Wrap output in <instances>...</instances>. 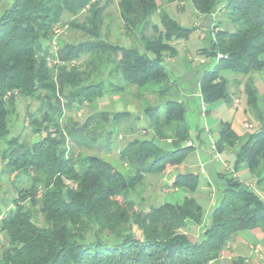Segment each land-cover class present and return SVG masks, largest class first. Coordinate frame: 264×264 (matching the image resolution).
<instances>
[{
  "label": "trees",
  "instance_id": "trees-1",
  "mask_svg": "<svg viewBox=\"0 0 264 264\" xmlns=\"http://www.w3.org/2000/svg\"><path fill=\"white\" fill-rule=\"evenodd\" d=\"M97 1L13 0L0 12V162L10 181L19 184L13 185L12 207L0 217V264H219L235 234L256 228L264 233V198L255 190L264 182V114L252 79L243 90L256 115L255 133L242 139L220 123L215 143L218 151L239 143L234 172L244 166L256 187L226 179L209 223L193 242L190 229L202 220L191 197L197 175L171 177L168 189L183 190L181 202L143 208L132 197L144 174L172 171L192 148L183 144L190 137L186 109L169 98L174 82L163 61L176 55L174 42L186 40L193 29L170 18L160 0H116L125 35L139 45L110 44L99 37L103 7ZM190 1L200 14L222 8L233 27L214 25L209 48L198 50L216 59L198 80L202 103L229 102V81L222 73L248 76L264 67V0ZM83 12L82 24L69 19L64 28L92 40L56 49L60 35L54 29ZM156 13L159 24L151 22ZM82 55L89 56L87 64L74 65ZM102 67H110L108 73L118 79L115 88L104 91L102 82L91 81L92 72ZM130 87H151L160 102L143 107L153 139L133 140L120 150L126 169L121 172L88 152H111L113 131L107 127L130 113L97 110L79 122L76 112ZM19 99L40 103V121L28 116L29 140L9 130Z\"/></svg>",
  "mask_w": 264,
  "mask_h": 264
},
{
  "label": "rangeland",
  "instance_id": "rangeland-1",
  "mask_svg": "<svg viewBox=\"0 0 264 264\" xmlns=\"http://www.w3.org/2000/svg\"><path fill=\"white\" fill-rule=\"evenodd\" d=\"M158 4L181 27L193 29L186 40L174 42L176 55L172 58L164 57L163 61L170 80L174 82L169 92V98L182 101L186 109V123L190 128V137L183 144L192 148L184 157L181 164L172 171L144 174L143 185H139L134 189L132 197L143 208L151 205L159 206L164 202H181L185 195L183 190L176 189L171 191L168 189L171 177L177 174L197 175L198 185L196 190L191 194V197L195 199L202 209V220L200 226L193 225L190 229L189 239L194 242L198 240L199 231L209 223L211 211L219 201L226 179L233 176L238 180L248 183L251 188L256 187H254L255 183L252 181L254 179L244 166H241L234 172L239 143L232 147L222 145L221 150L218 151L215 142L218 137L220 123L229 124L232 131L242 139L255 133L257 127L256 115L254 110H250L247 104V96L243 90V86L248 78L252 79V84L258 94L257 106L262 111L261 113L264 114V67L261 71L251 73L248 76H235L229 72L222 73L229 81L228 94L230 101L203 104L198 94V80L205 70L210 69L215 64L216 59L207 58L205 55L199 54L198 50L209 48L210 41L213 38L212 31H215L214 25L230 31L233 30V27L226 23L222 8L213 11L211 15H207L198 13L190 0H176L173 2L160 0ZM8 5L9 2L6 4L0 0V10H3ZM97 6L103 7L101 23L98 28L99 37L103 41L123 47L139 45L137 38L125 35L118 16L116 0H110L108 3L107 0H99L97 1ZM84 15L85 12L73 18H65V24L58 27L60 36L58 38L59 42L56 43V49L62 48L65 45H77L81 42L92 40L91 36L80 30H68L64 28L69 25V19V21L82 24ZM151 22L159 24L158 13L151 17ZM138 31L139 29L135 32L138 33ZM88 58L89 56L82 55L74 65L78 63L85 65L88 62ZM262 59L264 61V54ZM109 69L110 67H102L99 71L92 72V77L90 78L93 83L102 82L104 91L115 88L118 84V79L108 73ZM237 80L239 84L235 83ZM150 90L151 87L142 88L141 90L130 87L126 91L120 92V94L114 92L106 94L103 98L92 103L91 106H84L76 112V118L79 122L83 120L84 115L91 114L97 110L112 112L128 111L130 113L129 116L124 117L117 125L110 124L107 127V130L113 131L111 152L103 154L102 151L92 150L88 152L89 154L101 156L121 172L126 171L118 159L120 150L133 140L153 139V133L147 129L148 124H146L142 110L144 106L159 104L160 100ZM235 99L238 100L236 106L233 103ZM66 102L64 98L61 100L62 105ZM202 105H204V111ZM39 107L40 103L35 99H19L16 110L14 109L9 116L11 135H21L24 139L29 140L32 131L28 116L32 114V118L40 121ZM206 110L208 113H205ZM72 113L65 111L66 116L72 115ZM245 124L251 126V129L247 130ZM31 139L35 140L36 137L33 136ZM99 142L103 143L104 141L103 139H99ZM155 142L158 143L156 139ZM212 143L215 144V150L211 148ZM3 169V164L0 162V195L4 196L6 200L3 202V209H6L8 206V208L12 207L11 201L14 198L13 185L19 186V184L11 182ZM263 187L264 182L261 188L256 187L255 190L264 198ZM7 201L10 203H7ZM134 233L136 236L139 235L135 227ZM263 234L259 228L235 234L230 248L226 250L219 264H234L237 260L238 264H242V259L239 257L248 258L252 264H264V261L261 260V256H264ZM258 244L260 246V256L251 249L253 245ZM0 249H2L1 241Z\"/></svg>",
  "mask_w": 264,
  "mask_h": 264
},
{
  "label": "crops",
  "instance_id": "crops-1",
  "mask_svg": "<svg viewBox=\"0 0 264 264\" xmlns=\"http://www.w3.org/2000/svg\"><path fill=\"white\" fill-rule=\"evenodd\" d=\"M2 1V3H8L9 2V4H11V2L13 1V0H1ZM0 12H1V10H0ZM198 94H199V92H198ZM200 96V95H199ZM145 119H146V124H148V121H147V118L145 117ZM253 182H254V180H252ZM255 183V182H254ZM246 184H248V183H246ZM263 197V196H262ZM4 201H6L5 200V198H4V196H1L0 195V217L7 211L6 209L9 207H7L6 209H3V202ZM7 203H10L9 201H7ZM6 203V204H7ZM11 204H12V201H11ZM9 205V204H8ZM9 209V208H8ZM4 210H6V211H4ZM264 235V234H263ZM263 241H264V239H263ZM259 244H261V243H259ZM259 244L258 245H253V247H251V249L252 250H254L255 251V253H257L258 255L260 254V251H259V249H260V246H259ZM262 245V244H261ZM230 246H231V242L229 243V248H230ZM260 256V255H259ZM239 258H241L242 259V264H252L250 261H249V259L248 258H246V257H239ZM261 260L262 261H264V256H261Z\"/></svg>",
  "mask_w": 264,
  "mask_h": 264
},
{
  "label": "built area",
  "instance_id": "built-area-1",
  "mask_svg": "<svg viewBox=\"0 0 264 264\" xmlns=\"http://www.w3.org/2000/svg\"><path fill=\"white\" fill-rule=\"evenodd\" d=\"M54 33H55V35H57V34H59L60 33V30H59V28H55L54 29ZM54 43V42H53ZM233 103H234V105L236 106L237 104H238V100L237 99H235L234 101H233ZM202 109H203V111H204V105H202ZM245 128L247 129V130H249V129H251V126H249V125H247V124H245ZM211 148L213 149V150H215V144L214 143H212V146H211ZM250 186V185H249Z\"/></svg>",
  "mask_w": 264,
  "mask_h": 264
}]
</instances>
